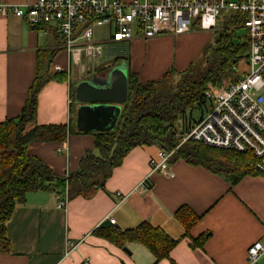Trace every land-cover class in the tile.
<instances>
[{"label":"crops","instance_id":"obj_1","mask_svg":"<svg viewBox=\"0 0 264 264\" xmlns=\"http://www.w3.org/2000/svg\"><path fill=\"white\" fill-rule=\"evenodd\" d=\"M2 1L24 7L35 0ZM191 34L135 40L129 44L130 56L119 65L141 83L159 80L173 64L182 70L190 63L194 44L189 38L195 37ZM39 52L49 53L50 72L58 66L66 79L50 81L39 92L35 124L66 125L70 133L62 144H32L28 154L63 178L79 170L87 151L93 152L91 133L79 132L76 124L72 127V108L76 119L80 107L73 102V87L102 73L101 69L86 71L82 65L70 67L64 42L53 28L31 29L15 16L0 17V122L20 115L36 77ZM90 60L85 57L82 62ZM113 66L101 68L107 71ZM73 68L79 73L77 80ZM155 153V146L133 148L112 170L103 190L88 200L68 201L64 208L58 207L53 192L27 194L5 224L10 250L0 253V264H81L84 260L90 264H248L247 249L257 242L264 244V176H246L233 185L222 175L178 159L170 160L173 176L165 178L151 173ZM180 208L198 217L188 232L175 219ZM103 223L120 231L147 223L176 244L167 259L157 262L139 243L118 248L95 237L93 231ZM69 243L76 247L67 254ZM257 264H264V253Z\"/></svg>","mask_w":264,"mask_h":264},{"label":"trees","instance_id":"obj_2","mask_svg":"<svg viewBox=\"0 0 264 264\" xmlns=\"http://www.w3.org/2000/svg\"><path fill=\"white\" fill-rule=\"evenodd\" d=\"M217 27L220 34L215 40L212 60L197 79L185 71L178 73L176 86L167 92L161 90V85L175 72H165L159 80L141 83L136 75L127 71V101L116 127L111 132L91 133L96 154L87 151L79 162V170L63 178L28 154L32 144H62L70 133L66 125L35 124L39 92L50 81L64 82L66 79L63 73L50 72L49 53H38L36 77L29 87L20 115L0 122V253L10 250L5 224L15 206L23 203L27 194L53 192L65 196L67 202L78 197L91 199L97 190L104 189L112 170L119 167L135 147L156 146L165 153H172L171 161L181 159L215 174L231 175L233 185L246 176H264L250 152L216 149L190 141L179 146L175 123L187 111L204 106V91L208 85L222 87L233 83L246 61V36L235 44L233 32L234 28L243 27V17L238 13L230 14L217 23ZM194 29L192 27L191 32ZM126 59L125 55L114 56L112 64L119 65ZM175 219L186 232L198 221V217L186 208H180ZM92 234L118 248L126 243H139L157 262L167 259L176 244L161 230L147 223L129 231H120L109 223H103Z\"/></svg>","mask_w":264,"mask_h":264},{"label":"built area","instance_id":"obj_3","mask_svg":"<svg viewBox=\"0 0 264 264\" xmlns=\"http://www.w3.org/2000/svg\"><path fill=\"white\" fill-rule=\"evenodd\" d=\"M225 11L243 17L248 46L244 70L227 86L206 88V111L186 133L177 136L179 146L190 141L250 152L264 173V0H35L24 7L0 0V17L15 16L31 29L53 28L64 42L70 67H79L85 57L99 59L104 51L113 58L122 56L138 39L180 36L190 33L192 27L211 31ZM102 26L108 29L107 40L95 42L94 29ZM53 71L65 73L58 66ZM171 155L156 147L150 159L151 173L172 177ZM56 195L58 207L64 208L65 196ZM109 221L114 224L112 219ZM75 247L69 243L67 254ZM263 253V243L253 244L247 249L248 264H257ZM81 264L90 262L84 260Z\"/></svg>","mask_w":264,"mask_h":264},{"label":"water","instance_id":"obj_4","mask_svg":"<svg viewBox=\"0 0 264 264\" xmlns=\"http://www.w3.org/2000/svg\"><path fill=\"white\" fill-rule=\"evenodd\" d=\"M75 100L80 104L76 114L79 132H111L116 127L127 101V71L113 66L105 74L80 81L75 86ZM126 254L129 251L124 248Z\"/></svg>","mask_w":264,"mask_h":264},{"label":"rangeland","instance_id":"obj_5","mask_svg":"<svg viewBox=\"0 0 264 264\" xmlns=\"http://www.w3.org/2000/svg\"><path fill=\"white\" fill-rule=\"evenodd\" d=\"M231 1H236V0H231ZM230 14H233V12H228V11L222 12L217 23L222 22V19L224 17H228ZM106 30H107V28L105 26L96 27L94 29V40L99 41V42H103V41L107 40L108 35H106ZM194 31H197V32L195 34L189 33V34L195 36V37L189 38V39H192V41H190V43L192 45L194 44V47L192 50V55H191V58L189 60L190 63H188L182 70H179L178 68H176V66L174 64L171 67H169L170 69L169 68L166 69L165 72H169V73L175 72V73L170 74V77L163 81V83L161 85V90L167 91V92L171 91L172 87L176 86V82L178 81V78L180 76L178 73H182L185 71L184 73L188 74V76L190 75L194 79H197L208 68L209 63L212 60L211 59L212 58V50L215 47V40L219 36L220 31L218 30L217 26L211 31H202V32H199L197 27H195ZM233 32L235 35V38H234L235 44H237L239 39H242L246 34L245 29L243 27L234 28ZM196 40H197V42H195ZM197 43H198V45H197ZM129 51H130L129 49L124 50L123 55L130 56ZM112 59H113V56L109 55V53L107 51H104L102 57H100L99 59H92L90 61H84L81 63V65L83 66L84 70H86V71H89V70L93 71L96 69H101V73L105 74L106 70L102 69L101 67H103L104 65L110 66L113 62ZM123 66H125V65H123ZM73 70H75V75H73V78H75L77 80L79 78V73H76V69L73 68ZM243 70H244V67L242 66V68L238 70V76L235 78V80L239 77V74L242 73ZM211 86L212 85H208L207 88L211 87ZM224 86H226V85H223L222 87H224ZM212 87H215V86H212ZM74 88L75 87H73V97L72 98H73V102L75 104L77 102L75 101V97H74ZM205 111H206V106L205 107L203 106L201 109H195L191 112L187 111L185 116L175 123V128L177 130L178 135L181 136L182 134L186 133L188 131V129H190L192 127V125L200 119L201 115L204 114ZM75 112H76L75 106H73L72 115H71L72 127H74L76 124L75 123L76 119L74 117ZM93 153L96 154V151L93 150ZM205 170H207V169H205ZM207 171H209V170H207ZM213 174H215V173H213ZM217 174H219V173H217ZM219 175H222L229 180H232V178H233V176H231V175L229 177H227L224 173H220Z\"/></svg>","mask_w":264,"mask_h":264}]
</instances>
